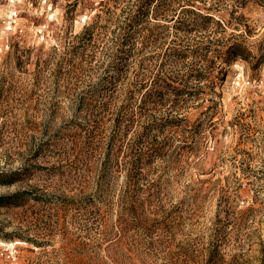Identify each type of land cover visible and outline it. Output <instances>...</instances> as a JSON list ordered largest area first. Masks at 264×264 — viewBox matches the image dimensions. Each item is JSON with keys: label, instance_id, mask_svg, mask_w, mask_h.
<instances>
[{"label": "rangeland", "instance_id": "1", "mask_svg": "<svg viewBox=\"0 0 264 264\" xmlns=\"http://www.w3.org/2000/svg\"><path fill=\"white\" fill-rule=\"evenodd\" d=\"M218 2L249 59L183 67L195 98L142 141L134 96L102 103L121 2L0 0V264H264V0ZM161 48L140 47L129 76L158 70Z\"/></svg>", "mask_w": 264, "mask_h": 264}, {"label": "trees", "instance_id": "2", "mask_svg": "<svg viewBox=\"0 0 264 264\" xmlns=\"http://www.w3.org/2000/svg\"><path fill=\"white\" fill-rule=\"evenodd\" d=\"M118 2H121V13L111 14L109 22L115 29L106 28L108 39L105 57L108 76L102 103L110 106L119 86L128 94L127 97L129 94L134 96L127 100L138 101V109L132 114L139 119L137 126L142 141L150 135L149 131L164 133L168 126L173 125L171 122L165 123L161 117L175 112V104L182 99L188 101L195 98L196 92L191 91L184 80L186 76L182 72L183 67L191 70L196 68L197 73L211 74L217 71L225 75L227 67L237 60H248L251 55L239 37L234 34L226 36L231 24L210 12L220 8L221 2L218 0H115V3ZM152 21L159 25L152 26ZM172 23L174 26H171ZM158 27L174 29L177 35L184 34L185 38L177 36L171 41L162 39L155 36V29ZM95 28L94 24L89 26L79 39L80 43L90 40L94 36ZM221 33L222 37L217 36ZM160 45L164 50V59L158 65V70L151 72L139 68L136 75L130 77L133 65L131 63L140 47L157 49ZM216 61H220L219 67ZM203 73L199 74L201 78L205 76ZM124 117V111H120L114 127L121 128V118ZM141 144V151H145V155L140 159L146 158L150 161L156 159L160 149L164 147V144L155 140ZM112 147L113 142L110 149ZM143 169L135 167L134 170L141 173ZM134 170H131L129 191L126 194L139 184L133 178ZM119 224H123L122 221Z\"/></svg>", "mask_w": 264, "mask_h": 264}]
</instances>
